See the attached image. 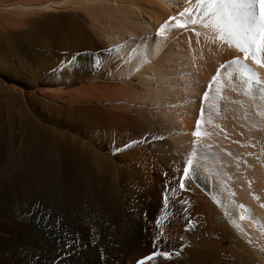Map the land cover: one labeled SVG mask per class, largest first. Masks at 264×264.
<instances>
[{
	"label": "bare ground",
	"instance_id": "6f19581e",
	"mask_svg": "<svg viewBox=\"0 0 264 264\" xmlns=\"http://www.w3.org/2000/svg\"><path fill=\"white\" fill-rule=\"evenodd\" d=\"M27 1L0 2V8L35 10L36 15V10L49 11L58 8L56 5L65 9L75 6L76 11L84 12L86 25L74 13L66 14L51 32L48 27L41 28L43 37L53 33L49 36L56 43L60 35L78 52L87 43L95 45L93 48L102 55L100 59L82 60L81 75L86 74L89 86L83 89L81 99L89 103L81 111L85 115L84 130L72 127L84 138L45 124L38 117L41 111L36 117L35 110L30 109L31 101L24 90L0 78V264L1 260L5 264H264V51L256 59L245 58L237 42L227 37V19L218 3L185 0L181 11L186 16V28L196 32L187 33L191 41L187 43L194 47L193 55L200 57L202 80L197 75L198 79L192 81L181 73L190 81L180 83L171 64L173 46L163 52L164 60L160 56L170 35H174L169 34L168 26L162 25L159 30L164 38L151 42L148 48L136 44L123 50L113 42L116 39H93L97 19L102 16L138 37L140 32L136 34L134 27L137 20L128 9L142 11L141 0H118L124 5L120 9L102 5V0ZM254 11L253 23L258 26L259 5ZM24 12L21 15L30 11ZM133 19L136 21L131 24ZM53 21L46 20L43 25ZM181 40L173 42L182 52L184 44L178 45ZM136 51H140L137 57L132 55ZM150 57L159 60L145 69L158 75V89L148 87L150 80L144 78L140 84L134 81L122 86L121 91L111 90L110 74L119 70L117 73L132 79ZM161 61L168 65L163 66L164 72ZM171 69L172 73L168 72ZM81 75L78 72V77ZM176 87L184 92L183 98L180 93L179 97L175 95ZM204 93L201 107L200 95ZM95 100H103L105 105L96 106ZM142 105H147L148 111L141 109ZM180 110L186 116L179 117L185 124L181 131L184 137L206 146L199 150L201 153L180 141L179 127L170 124L174 116L167 123L169 119L163 120L166 117L160 115L172 116ZM196 123L200 135L193 133ZM206 176L218 182L219 190L211 195L204 190ZM66 243L70 247H65ZM160 251L170 257L155 256ZM149 256L154 258L148 260Z\"/></svg>",
	"mask_w": 264,
	"mask_h": 264
},
{
	"label": "rangeland",
	"instance_id": "374dc122",
	"mask_svg": "<svg viewBox=\"0 0 264 264\" xmlns=\"http://www.w3.org/2000/svg\"><path fill=\"white\" fill-rule=\"evenodd\" d=\"M5 1L6 0H3V1L0 0L1 3L5 2ZM11 1H13L15 3H19V2L22 3V2L27 1V0H7L6 2H10V4H13V2H11ZM28 1H30V0H28ZM39 1H42V0H36V1L32 0L31 2L39 3ZM104 1L105 0H102L99 3H102V5L104 4L105 6L107 5L110 8L114 7V9H120V8L124 7L123 4H119L120 0L119 1L117 0L118 3H116V4L115 3H113V4L111 3L114 0H112V1L111 0L107 1L106 0L107 2L106 1L104 2ZM167 1L170 4H168V2H166L164 0H151V1L150 0H141L142 11L140 9H137V8H134V7H133L134 9L132 7L128 9L129 13L132 10V12H133L132 16H134L136 18V20H137V21L135 19L131 20L132 21L131 24H133L136 21L135 22L136 26H134V27H135V30H137L136 34L140 32V34H137L138 37L136 35H134V34H129L127 32L128 28H126V27H123V29L122 28L121 29L117 28L120 25L119 23H117L114 20H110V19L105 18L104 16H102V17L99 18L100 21L97 19V21L99 23H98V26L94 29V31H96L95 33L98 35V37L96 36V34L91 32V34H94L93 35L94 36L93 39L97 40V41H100V42H104V41H108V40L113 41L115 39L116 40L120 39V36H121L123 38V40H122L123 42L122 41H121V43L118 42L121 39L117 40V41L115 40L113 42L115 44L118 43V45L120 44V46H123V50L124 49L127 50V47L133 46V45H136V44H140L139 48H141V46L143 48H148L150 46L151 42L154 43V41L156 42L158 38H160L161 40H162V38H164V35H162V36H161V34L159 35V30H162V28H161L162 25H164V28L166 26H168L169 34H174V35H172V36L170 35L172 41L170 40L163 47L162 52L160 53V56L162 54V56H161L162 60H164L163 59V56H164L163 52L164 51L166 52L167 50H169L168 47L171 48L173 46V48H171V52H173L172 59L174 58V61H173V63L171 61V64H172V66L174 65V67H173L174 72L173 73L176 72L175 74H178L177 78L175 76L176 80H178V78H179L178 81L180 83L184 82V81H188V82L190 81L189 79L183 78V75L181 73H185L184 75L188 76L187 78H190L192 81L193 80H197L198 76H200V79L202 80V75L200 74L201 71H202V68L200 67V65L198 63V61L200 60V57H197V56L193 55L192 50L194 52V49H192V48H194V47H192L191 44L189 45L187 43V42L190 41V39L188 38V34L187 33H190V34L194 35V34H196V32L195 31L193 32V30H191L188 27L186 28V26H187L185 24L186 23V21H185L186 20V18H185L186 16L184 14L181 16V14L184 13L181 10H183V8L185 6L184 5L185 4V0H167ZM7 4H9V3H7ZM145 4H146V6H145ZM148 5L152 8V10H151V8ZM56 6L58 8L51 9L49 11L48 10H45V11L44 10H42V11L41 10H39V11L36 10V12H35L36 15H34V11L35 10L31 11V10H18V9L15 10V9H13V11H11V10H7L6 11V10L0 8L1 11H3V12L0 11L2 13V15L0 13V15H1L0 16V69H1L0 70L1 71L0 78L5 84L16 86L17 88H20V89L24 90V92L27 94V97H29L28 100L31 101V102H29L30 104L28 103L30 109L32 108L31 110L33 112L35 110L34 113L36 115L35 114L34 115L36 117L39 115L38 117L40 118V120L43 119L42 121L45 124H47L50 127L58 126V127H54V128H56L57 130L60 129V131L63 128V130L66 131V133L67 132L69 134L73 133L72 135H74V136H78V137L84 138V136L80 133L81 131H78L79 129L78 130H74L73 129L74 127H72V124H73V126L76 125L79 128L81 127L80 128L81 130H84L85 123H86L85 122V115L81 114V111H83V109L86 108L85 106H87L88 103H89V101H87V99L84 102L82 100L83 98L81 99V97L84 96V94H82V93H84L83 89H85V87L87 88V86H89V84H87V82L85 81V79L87 78V77H85L86 74L84 76L81 75L82 66H84L82 60H85L87 57L88 58H92V59L93 58L94 59H100L102 54H101V52H96V48H93L95 45L92 46V45H90L88 43L85 44L84 45L85 47H82L83 49L79 50V52H78L76 50L77 47H74L73 44H72L73 46H70L71 44L67 45L66 44L67 42L64 40V38H61L60 35L59 36L57 35L58 38L56 37L57 38V42H59V45H58L57 42L55 43V41H53L54 40L52 38L53 37V33L49 34V32H51V29L54 28L55 23L59 19H62L64 17V15H66V14L74 13L73 15L81 22V24L82 25H86L85 21L83 20L84 18L82 16V14L84 12H82V10L79 11L80 9H78V11H76L77 9L75 8V6L74 7L73 6H69L66 9L62 8L61 6H58V5H56ZM143 8H144L145 12L143 11ZM153 9H155V10H153ZM156 9H158V11ZM14 11L17 12L18 16L13 14ZM24 11L25 12L26 11L27 12L30 11V12L26 13V14H28V16L26 14H24L25 16L21 15L20 12H24ZM150 11H152L153 13L150 12ZM8 12L10 14H13L14 16L13 15L10 16V14ZM149 12L154 14L153 15L154 18H151L152 15ZM157 12L158 13L161 12V13L159 15H157L158 14ZM163 12H165V13H163ZM164 14H165V18L163 17ZM6 16H7V18H6ZM19 16H21V17H19ZM155 16H157V17H155ZM161 16H162L163 19L161 18ZM158 17H159L161 22H162V20L165 19V22L163 21L164 24H160L161 22L157 21ZM167 17H169V18H167ZM24 18H26V19H24ZM170 18H171V22H168V20L170 21ZM50 19H52L54 21L51 24H49V22H47L46 23L47 25L46 24L43 25V23L46 20H50ZM172 20H173V22H172ZM15 23H16V25L14 26ZM3 24H5V25L3 26ZM114 24H115V26H114ZM41 25H43V26H41ZM157 25H159V26H157ZM179 25H184V26L180 27ZM14 27L16 29H14ZM44 27H45V30H47L49 28V32L47 33L48 36L45 35V38L43 37L44 35L41 33L42 32L41 28H44ZM137 27H139L140 29H138ZM157 27H158V30H157ZM3 28L6 29V30H4ZM102 28H105L106 31H104ZM114 28L115 29L117 28L118 30H115ZM124 29L126 31H124ZM152 29L154 31H152ZM138 30H139V32H138ZM173 30H174V32H173ZM121 31H123V32H121ZM124 32H125V34H124ZM122 33H123V35H122ZM49 35H51L52 37L49 36ZM158 35H159V37H158ZM125 36L127 37V39H126ZM48 37H49V43H46V42H48ZM179 37L181 39H183V40H181L180 44H178V45L184 44L183 47H184V49H186V50L183 49L184 52L183 51L181 52L180 47H178L177 44L176 43L174 44V42H173L175 39H180ZM185 37L187 38V40H186ZM42 38L46 42H44L42 40ZM124 38H125V40H124ZM39 39H40V41H39ZM51 39H52L53 43H52V41H50ZM58 39L60 41H62V39H63V41H65L64 44L61 45V43H63V41L60 42V41H58ZM41 40H42V42H41ZM6 43H8L7 44L8 46L5 45ZM185 43L187 44V47H189V48L186 47ZM166 47H167V49H166ZM81 51H84V52H81ZM132 55L137 57L138 55H140V51H139V53H137V51H136ZM158 57L157 58L150 57L146 61V63L143 65V67L141 69H139L138 72L140 74L139 73L138 74L140 76L138 74H136L137 72H135L136 75L132 74V76H133L132 79L133 80L130 79L131 78L130 75H129L130 78L128 79L127 78L128 75H124L123 76V75L117 73V72H119V70L113 76L110 74V76L108 77V82H109L108 85L110 87L112 86L111 90L115 91V89H118L117 91H119V90L121 91L122 90L121 89L122 86H126L128 84L135 83V82H136V84H140L139 82L141 80L143 81L144 78H146L147 80L148 79L150 80L148 82V84H147L148 87L152 86L151 87L152 89L153 88L154 89H158V87L161 86L160 82L156 83L158 75H155L153 72L151 74H149V72L147 73L146 72L147 70H145V69H148L151 66L153 67L154 63L156 64L159 61V60H157ZM118 60H119V58H118ZM120 61H122V58H121ZM166 64H167L166 62L161 61V64H160L161 67L160 68H161V70L163 68V70H162L163 72L165 71L164 67L168 66ZM228 64H229V62L225 63V64H222L220 69L223 70L225 68V66H227ZM175 65H177V67ZM175 69H177V71ZM144 70H145V72H144ZM173 70L172 69L168 70V72L172 73ZM180 70L181 71L183 70V71L180 72ZM2 71L4 73H2ZM78 72H80V75H81L79 77H78ZM143 72H144V74H143ZM168 72L166 71V73H168ZM179 76L180 77L182 76V77L180 78ZM80 77H81V79H80ZM147 77H149V78H147ZM182 78L184 80H182ZM136 80H138V81H136ZM204 82L206 83V81H203L202 83L205 84ZM96 83H98L100 85L102 82H96ZM145 85H146V83H145ZM210 85L211 84H208V87ZM175 89H176V91L178 93L175 92ZM175 89H173V91L172 90L171 91L174 94L176 93L175 95L177 97L180 96V98H183L185 96L184 92L182 93V89L180 87H176ZM208 89H207L206 93H208ZM179 93L182 94V96L179 95ZM206 93L202 94L203 96L200 95V97H201V99H200L201 107L203 106L204 100L206 98V95H205ZM74 94H75V97H73ZM30 96H34L35 98H30ZM77 97H78L79 100L77 99ZM72 98H75V100H73ZM32 99L33 100L36 99L38 104L36 103V101L34 102ZM39 99H41V100L44 99L43 102L45 104L43 102H41V100L38 101ZM84 99H85V97H84ZM41 103H43V106H42ZM94 103H95L96 106H99V107L101 105L102 106L105 105L103 100L102 101L95 100ZM99 103H101V104L99 105ZM39 104H41V105H39ZM46 105H48V106H46ZM45 106L47 107V109H46ZM142 106L143 107H141V109H143L145 111H148L149 108H148L147 105H142ZM82 107H84V108H82ZM53 109L54 110L56 109V110L54 111ZM163 109H164V107H163ZM78 110H79V112H78ZM51 111L54 112V113H52ZM50 112H51V114H50ZM77 112L79 113V115L81 114V116H78ZM177 114H180V115H177ZM43 115H45V116H43ZM46 115L48 117H46ZM50 115L52 117H50ZM82 115H83V117H82ZM160 115L166 117L163 120H168L169 119L168 121H166L167 123H170L172 118H173V116H174V118H173L174 120H172V123H170V124L173 125V123H174V125L176 124L177 127L180 128V129L177 128V130H178L179 135H181L180 136L181 137L180 141L183 142L185 147L187 146V147H189L191 149L192 148L194 149V147H195L194 150H196L197 153H201V151H199V150H205L206 146L203 143L197 142V141H192L191 138L184 137V135H183L181 130H183L182 128H184L185 124L182 122L183 119H180V118H184L186 116H185V113H182V110H180L179 113H174L172 116H171V114H165V113L164 114H160ZM66 120H68V122H69V123L67 122L68 124L65 123ZM197 127H198V124L197 123H196V125L194 124V126H193L194 135L197 133V130H198ZM72 131H74V132H72ZM180 132H181V134H180ZM77 134H79V135H77ZM182 137H184V139ZM192 137H195V136H192ZM167 138H169V137H167ZM170 139L171 138H169V140ZM194 144H197V145L195 146ZM220 159L223 160V159H225V157L224 158L221 157ZM46 165H47L46 168H50L51 164L50 163H46ZM216 167L217 168H222L219 164H217ZM160 172L162 174L164 173V167L160 168ZM216 189L219 190L218 182L216 181V179L213 178V177H211V178H209L207 176H206V178L204 177V190H205V193H209L211 195L213 190H215V192H217ZM261 208H262L261 211H263L264 207H261ZM249 225H250V231L255 233L256 230H255V228H253V225L251 223H249ZM1 264H5L4 260H1Z\"/></svg>",
	"mask_w": 264,
	"mask_h": 264
},
{
	"label": "snow or ice",
	"instance_id": "6c2138e0",
	"mask_svg": "<svg viewBox=\"0 0 264 264\" xmlns=\"http://www.w3.org/2000/svg\"><path fill=\"white\" fill-rule=\"evenodd\" d=\"M203 2L204 0H201V3ZM213 3H218L224 10L228 24L227 37L230 40L236 41L245 53L251 51L253 56L257 52L264 51V0H213ZM257 5H259L260 10L258 26L253 23L256 19L254 9ZM179 26L183 27L184 25ZM257 31L260 33L259 36H257ZM234 63H239V61H234ZM196 134L200 135L199 131ZM125 147H131V145ZM180 187L184 188L185 185L181 184ZM164 202L167 204V196L164 197ZM65 247H70V245L66 243ZM155 256L170 257V254L160 251L155 253ZM153 258L154 256L147 257L148 260ZM140 264H144V261H141Z\"/></svg>",
	"mask_w": 264,
	"mask_h": 264
}]
</instances>
